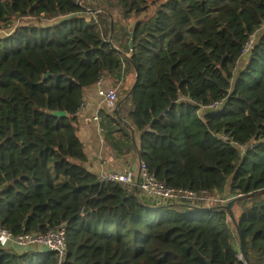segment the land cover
<instances>
[{
	"label": "trees",
	"instance_id": "1",
	"mask_svg": "<svg viewBox=\"0 0 264 264\" xmlns=\"http://www.w3.org/2000/svg\"><path fill=\"white\" fill-rule=\"evenodd\" d=\"M16 20L0 34V227L65 224L63 264H264V0H0V33ZM136 69L112 115L122 144L194 201L87 167L80 104ZM226 190L231 210L209 202ZM0 264L57 257L0 244Z\"/></svg>",
	"mask_w": 264,
	"mask_h": 264
},
{
	"label": "built area",
	"instance_id": "2",
	"mask_svg": "<svg viewBox=\"0 0 264 264\" xmlns=\"http://www.w3.org/2000/svg\"><path fill=\"white\" fill-rule=\"evenodd\" d=\"M82 4L83 0H78ZM256 39V35H252L243 50V54H247L252 48ZM105 79L102 77L97 81V91L100 98V106L103 110L111 115H116L119 110L120 99L117 94V89L114 87H106ZM216 106V105H212ZM90 108V102L84 98L80 104L78 115L83 114ZM101 110L99 109L93 117L96 122H101ZM227 138L226 136H223ZM101 184L112 182L119 183L127 188H136L142 192V195L154 201H194L198 197V193L192 189L173 187L161 182L152 175L147 167V164L140 157L137 171L133 168H127L119 171L103 172L98 176ZM207 194V191H204ZM0 244L3 246L30 248L38 246L42 249H48L56 254L57 264H63L66 256V226L61 224L57 227L49 229L45 233H23L14 234L9 228L0 227ZM239 259L244 263L243 256Z\"/></svg>",
	"mask_w": 264,
	"mask_h": 264
},
{
	"label": "crops",
	"instance_id": "3",
	"mask_svg": "<svg viewBox=\"0 0 264 264\" xmlns=\"http://www.w3.org/2000/svg\"><path fill=\"white\" fill-rule=\"evenodd\" d=\"M128 78L129 74L127 75ZM104 85L111 87L109 80L106 78ZM85 98L90 102V108L78 116L80 119V136L85 143V151L89 158L88 169L98 176L103 172L119 171L127 168H133L137 171L141 157L138 153L139 150L132 151L129 145L125 147V144H122L123 136L112 133L114 131L113 124L115 123L112 121V115L100 106L96 85L87 91ZM99 109L102 117L100 123L93 120ZM116 127L121 128L118 125ZM139 143L140 140H138Z\"/></svg>",
	"mask_w": 264,
	"mask_h": 264
},
{
	"label": "rangeland",
	"instance_id": "4",
	"mask_svg": "<svg viewBox=\"0 0 264 264\" xmlns=\"http://www.w3.org/2000/svg\"><path fill=\"white\" fill-rule=\"evenodd\" d=\"M33 20V19H32ZM18 24V20H16V21H14V24L13 25H11V27L9 28V29H3L2 31H1V35H3V34H8V33H10V32H12V31H14V27H15V25H17ZM243 66V65H242ZM128 75V74H127ZM133 76H136V75H134L133 73L131 74V73H129V78L127 79V81H125V82H123L122 83V85H121V87H119V88H117L118 89V92H117V94H118V97H120L119 96V93L120 92H123L124 90H126L127 89V87H129L131 84H132V78H133ZM126 87V89H123L122 87ZM124 93V92H123ZM113 117V116H112ZM113 128H114V132H115V134H120V136L122 135V132H121V130H120V128H117L116 127V123L115 124H113ZM232 199V196L229 194V191H225V192H222V193H219V192H214L211 196H210V198H209V202H211V203H213V204H221V205H227V203H229V201ZM231 202V201H230ZM113 230L115 229L114 228V226H112L111 227Z\"/></svg>",
	"mask_w": 264,
	"mask_h": 264
},
{
	"label": "water",
	"instance_id": "5",
	"mask_svg": "<svg viewBox=\"0 0 264 264\" xmlns=\"http://www.w3.org/2000/svg\"><path fill=\"white\" fill-rule=\"evenodd\" d=\"M94 12H97V11L95 10ZM130 33L132 35V38L130 40V47H132L133 46V37H134V28L133 27L130 28ZM112 34H113V28H112ZM135 78H136L135 79V84H136V82L138 81V78H139V74H138V70L137 69H136V77ZM135 84H134V87H135ZM53 113H54V115H57V116H65L66 115V112H64V111H56V112H53ZM115 114H116V116H119V110H117L115 112ZM234 203H235L234 201H231L230 204L227 206V209L231 210L232 206L234 205ZM232 217H234V216H232ZM242 250L244 251L243 245H242Z\"/></svg>",
	"mask_w": 264,
	"mask_h": 264
}]
</instances>
